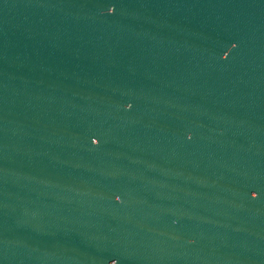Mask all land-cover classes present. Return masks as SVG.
<instances>
[{
	"label": "water",
	"instance_id": "95a60500",
	"mask_svg": "<svg viewBox=\"0 0 264 264\" xmlns=\"http://www.w3.org/2000/svg\"><path fill=\"white\" fill-rule=\"evenodd\" d=\"M0 264H264V136L0 0Z\"/></svg>",
	"mask_w": 264,
	"mask_h": 264
}]
</instances>
